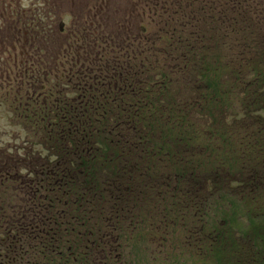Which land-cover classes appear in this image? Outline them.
<instances>
[{"label": "trees", "instance_id": "obj_1", "mask_svg": "<svg viewBox=\"0 0 264 264\" xmlns=\"http://www.w3.org/2000/svg\"><path fill=\"white\" fill-rule=\"evenodd\" d=\"M17 3L0 264H264V0H145L138 31L105 7L65 33Z\"/></svg>", "mask_w": 264, "mask_h": 264}, {"label": "rangeland", "instance_id": "obj_2", "mask_svg": "<svg viewBox=\"0 0 264 264\" xmlns=\"http://www.w3.org/2000/svg\"><path fill=\"white\" fill-rule=\"evenodd\" d=\"M49 1L18 0V3L15 5L19 6L18 9L22 11L21 15H25L26 18H31L34 16L37 18V16L46 15L49 17V20H47V22H43V24L48 23L51 28H55V30H57L60 23H62L64 33L72 27L73 23L76 22V19H83L88 14L98 13L100 8L105 7L116 9L119 8V10L122 11L121 13L125 15L126 18H128L127 22H132V32L136 29L138 31L142 26H147L148 22L147 19L142 20L141 18V9L145 0H63V4L59 3L58 0H53V5ZM219 4L230 8V3L220 2ZM93 8L95 9L93 10ZM6 12L8 15L9 11L7 4L5 5V9L2 8L0 12V37L12 35L10 30L8 32L6 30ZM180 13L181 14L177 16L179 19L183 18V15L188 14L187 12L183 11V9L180 11ZM165 17L169 18V13L165 14ZM177 25H179L178 22ZM4 48L6 47H2L0 45V68L2 69L4 68L3 64L6 66V68L9 67L8 65H11L9 64V57H12L13 54H18L17 47H14V50H12L13 47H8L6 48L5 54H2ZM20 62L21 61L18 60V63ZM13 65L14 64L12 63V66ZM4 77H0V96L5 95V92L7 91V81L6 79L4 80ZM2 100L3 98H0V143L7 144L12 141V138L15 136V133L18 131V129L17 126H14V123L11 122V113L8 111V108L4 106L5 104ZM261 115L264 117V111L261 112ZM232 186L234 187V194H237L242 190V188L235 186V184ZM262 196H264V194H262ZM259 225L264 228V220Z\"/></svg>", "mask_w": 264, "mask_h": 264}, {"label": "flooded vegetation", "instance_id": "obj_3", "mask_svg": "<svg viewBox=\"0 0 264 264\" xmlns=\"http://www.w3.org/2000/svg\"><path fill=\"white\" fill-rule=\"evenodd\" d=\"M59 31L62 32L63 31V25H62V28H60V25H59Z\"/></svg>", "mask_w": 264, "mask_h": 264}, {"label": "water", "instance_id": "obj_4", "mask_svg": "<svg viewBox=\"0 0 264 264\" xmlns=\"http://www.w3.org/2000/svg\"><path fill=\"white\" fill-rule=\"evenodd\" d=\"M62 25H63V24L61 23V24H60V28H62Z\"/></svg>", "mask_w": 264, "mask_h": 264}]
</instances>
